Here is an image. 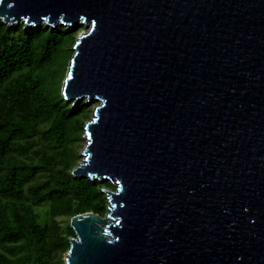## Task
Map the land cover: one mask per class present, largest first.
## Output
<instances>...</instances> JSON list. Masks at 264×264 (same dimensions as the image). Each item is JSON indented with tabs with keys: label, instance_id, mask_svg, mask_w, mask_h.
Segmentation results:
<instances>
[{
	"label": "water",
	"instance_id": "95a60500",
	"mask_svg": "<svg viewBox=\"0 0 264 264\" xmlns=\"http://www.w3.org/2000/svg\"><path fill=\"white\" fill-rule=\"evenodd\" d=\"M0 18L87 25L63 90L97 105L72 172L114 190L105 217L70 218L64 264H264V0H0Z\"/></svg>",
	"mask_w": 264,
	"mask_h": 264
},
{
	"label": "trees",
	"instance_id": "16d2710c",
	"mask_svg": "<svg viewBox=\"0 0 264 264\" xmlns=\"http://www.w3.org/2000/svg\"><path fill=\"white\" fill-rule=\"evenodd\" d=\"M68 39L0 18V264H64L69 219L105 211L110 181L72 172L84 122L59 93Z\"/></svg>",
	"mask_w": 264,
	"mask_h": 264
},
{
	"label": "rangeland",
	"instance_id": "374dc122",
	"mask_svg": "<svg viewBox=\"0 0 264 264\" xmlns=\"http://www.w3.org/2000/svg\"><path fill=\"white\" fill-rule=\"evenodd\" d=\"M23 20L20 18L18 19L17 22H5L6 24L8 25H16V24H20L22 23ZM43 23L45 26H50L52 28V30H55V31H60V28H63L64 29V32H67V33H71L73 35V40H67L68 42H70V46L68 48V50H73L72 47H71V44L74 42V40L80 35L82 34V32H86L87 30V25L85 27V24H82L80 22H76L71 28L70 26L68 25H62L60 23L56 24L55 27L51 26L49 23H44L43 21L40 22V24ZM24 26L25 27H29V26H34L32 25L33 23L29 24V25H25V23L23 22ZM35 26H38L39 24H36L34 23ZM70 54H72V51H70ZM71 57V56H70ZM69 58V57H68ZM68 59H66L65 61V67H64V71L62 73V77H61V80H60V84H59V93L62 95V99L67 101L70 105H72L73 107H71L72 109L76 110V109H82L81 111H79V114L77 115L79 120H81L82 122H84V125L86 122H88L92 116V113H93V109L95 108V106L97 105V101H92L90 99H87L86 97H84V99L82 100L83 97H81V99L77 100L76 103H74L75 99H76V96H78L77 94H75L73 97L69 98L67 97L65 94H63L62 90H63V84H64V81H65V77H66V73H67V68H68ZM81 101H83V106L84 107H81L80 103ZM72 103V104H71ZM75 107V108H74ZM83 125V126H84ZM86 138H85V132L83 130V132L81 133L79 139L77 140L76 143V151H77V154H76V165L75 167L77 166H81V161L84 159V156H83V153L82 151L84 150L85 146H86ZM74 167V168H75ZM78 176L79 177H83L85 175H82L80 173H78ZM98 181L100 182H103L104 180L103 179H99ZM111 183V187L110 188H106V187H103L105 189H107L108 191H113L114 190V185L113 183L110 181ZM100 190L101 191H104L103 193L105 194V199H106V204H105V211H104V214L102 215L103 217L106 216V214L109 212L108 211V207H110V202H109V193L106 192L105 190L102 189V185H100ZM70 221V219H69ZM68 249V248H67ZM67 249L64 250L62 252V259L64 261V258L66 256V253H67Z\"/></svg>",
	"mask_w": 264,
	"mask_h": 264
},
{
	"label": "clouds",
	"instance_id": "9594fccd",
	"mask_svg": "<svg viewBox=\"0 0 264 264\" xmlns=\"http://www.w3.org/2000/svg\"><path fill=\"white\" fill-rule=\"evenodd\" d=\"M76 39H77V38H76ZM76 39H75V40H76ZM75 40H74V41H75ZM71 47H72V46H71ZM70 61H71V58L69 59V61H68V64H67V65H69V62H70ZM67 69H68V68H67ZM66 74H67V73H66ZM65 78H66V77H65ZM63 86H64V84H63ZM62 91H63V90H62ZM84 131H85V129H84ZM92 180H93V179H92Z\"/></svg>",
	"mask_w": 264,
	"mask_h": 264
},
{
	"label": "bare ground",
	"instance_id": "6f19581e",
	"mask_svg": "<svg viewBox=\"0 0 264 264\" xmlns=\"http://www.w3.org/2000/svg\"><path fill=\"white\" fill-rule=\"evenodd\" d=\"M77 22H80L81 23V21L80 20H78ZM83 33V32H82ZM84 159L81 161V164H84ZM82 166V165H81Z\"/></svg>",
	"mask_w": 264,
	"mask_h": 264
}]
</instances>
